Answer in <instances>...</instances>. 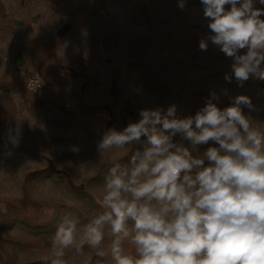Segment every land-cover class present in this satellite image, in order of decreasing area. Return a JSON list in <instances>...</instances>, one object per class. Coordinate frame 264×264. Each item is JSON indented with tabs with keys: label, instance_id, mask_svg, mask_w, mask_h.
Wrapping results in <instances>:
<instances>
[{
	"label": "rangeland",
	"instance_id": "obj_1",
	"mask_svg": "<svg viewBox=\"0 0 264 264\" xmlns=\"http://www.w3.org/2000/svg\"><path fill=\"white\" fill-rule=\"evenodd\" d=\"M49 2L0 0V14L32 13L35 23L24 46L23 22L15 34L13 18L8 26L0 16V264H52L51 237L63 217L78 216L83 225L105 210L109 169L130 164L143 145L100 155L97 144L109 129L138 121L142 109L175 105L183 118L213 92L221 109L245 95L254 108L242 106L244 113L264 132V81L226 80L231 58L211 41L199 48L211 34L201 0H186L183 10L179 0H56L59 11L40 24L36 13ZM32 76L41 81L38 92L27 87ZM16 124L22 136L14 146L3 137ZM209 146L218 147L210 141L200 153ZM112 239L106 228L99 250L70 247L63 259L114 264ZM124 247L134 252L130 242Z\"/></svg>",
	"mask_w": 264,
	"mask_h": 264
},
{
	"label": "clouds",
	"instance_id": "obj_2",
	"mask_svg": "<svg viewBox=\"0 0 264 264\" xmlns=\"http://www.w3.org/2000/svg\"><path fill=\"white\" fill-rule=\"evenodd\" d=\"M185 4L179 0L178 7ZM201 4L211 34L200 40V50L211 41L231 58L226 80L234 76L240 86L250 78L264 81V0ZM220 99L211 93L194 116L183 118L175 105L166 112L142 109L138 121L105 132L97 144L100 155L128 145L143 148L130 164L109 169L101 214L83 225L78 216L63 217L51 237L52 264H67L70 247L77 253L86 245L99 250L106 228L114 264H264V132L243 111L254 108L249 97H229L223 109ZM21 136L16 124L6 127L3 139L15 146ZM210 141L218 147L200 153Z\"/></svg>",
	"mask_w": 264,
	"mask_h": 264
},
{
	"label": "crops",
	"instance_id": "obj_3",
	"mask_svg": "<svg viewBox=\"0 0 264 264\" xmlns=\"http://www.w3.org/2000/svg\"><path fill=\"white\" fill-rule=\"evenodd\" d=\"M54 1L56 0H50V2L48 3V5L46 7H44L42 10L38 11L36 13V15H39L40 18V24H44L48 22V19L50 20V18H52V16L59 11L58 7H54ZM9 13V12H8ZM7 12L3 11L0 16L2 17V20L4 21V23L6 22V24H8V26L10 25L11 21L10 19L13 18L12 24L14 22V32L15 34H17L18 32V21H22L23 22V31L25 32L24 34V41L23 44L24 46H27V44L30 42L31 38L33 37V26L35 25L34 23V15L32 13H24L21 15H18V18H15L12 14H8ZM49 24V22L47 23V25ZM36 28V27H35ZM94 78L93 76L88 75V80L89 82L92 81L94 82Z\"/></svg>",
	"mask_w": 264,
	"mask_h": 264
},
{
	"label": "built area",
	"instance_id": "obj_4",
	"mask_svg": "<svg viewBox=\"0 0 264 264\" xmlns=\"http://www.w3.org/2000/svg\"><path fill=\"white\" fill-rule=\"evenodd\" d=\"M27 87L31 92H38L41 88V81L38 76H32L28 79Z\"/></svg>",
	"mask_w": 264,
	"mask_h": 264
}]
</instances>
